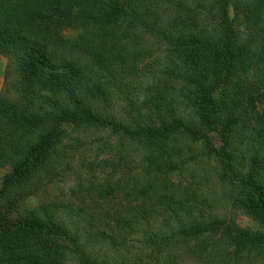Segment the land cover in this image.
Wrapping results in <instances>:
<instances>
[{"label": "trees", "instance_id": "1", "mask_svg": "<svg viewBox=\"0 0 264 264\" xmlns=\"http://www.w3.org/2000/svg\"><path fill=\"white\" fill-rule=\"evenodd\" d=\"M0 55L7 87L14 75L0 92V264H108L110 251L125 262L143 229L157 264L264 257V0H0ZM92 129L109 137L87 143ZM204 158L261 231L211 216L183 178ZM73 171L75 203L46 200ZM26 199H43L31 220Z\"/></svg>", "mask_w": 264, "mask_h": 264}, {"label": "rangeland", "instance_id": "2", "mask_svg": "<svg viewBox=\"0 0 264 264\" xmlns=\"http://www.w3.org/2000/svg\"><path fill=\"white\" fill-rule=\"evenodd\" d=\"M231 17H234V13H231ZM64 36L68 39H80L84 37H89V35H86L83 31L75 30V29H65ZM155 44V43H154ZM153 44V45H154ZM155 48V54L160 55L162 54L165 56L164 52L166 50V47L159 48L158 45L154 46ZM63 55L69 60L78 62L79 64L86 66L88 64V57H86L82 52L77 51H69V50H63ZM153 54V55H155ZM164 61V59L162 60ZM155 62V59L152 61V64ZM7 66L8 61L5 57L0 55V92H5L8 94L9 92L13 91L12 89H9L12 87L11 82L14 81V75L13 77L9 78L7 87V81L5 80L6 74H7ZM149 74V73H148ZM153 74V73H152ZM152 74L149 76V78L152 76ZM8 88V91H5ZM136 91V90H134ZM126 96V95H124ZM138 95H131L132 98L135 99ZM125 102H121L119 100L112 102V109L115 116L118 120L126 121L125 113L127 112ZM258 111L260 114L264 115V98L263 101L258 106ZM81 135V134H80ZM109 137L108 131H101L98 129H92L86 132L82 135V138L87 143H96L99 142V140H102L105 142L107 138ZM214 141V143L218 146H220V142L217 140L216 136L211 135L210 139ZM86 146L89 148V154H87V157L89 159L95 158L94 149H91V144H86ZM93 147V146H92ZM210 159L204 158V160L201 161V163H198L196 166H191L189 170L183 174V178L188 180L189 182H195V184H199L201 188H203V192L207 194L209 204L212 206L211 216L219 217L221 219L227 220L229 222H236L240 227L242 228H248L254 231L262 230L260 225L254 221L251 217L243 214L240 211L233 209V201H234V193L233 189L234 186L231 183L223 184L219 182V171ZM198 173L194 177V172ZM10 172V168H0V186L2 183V179ZM84 175L92 176L93 173L90 171H84ZM75 172H71L67 175L65 179H62L61 181H56L53 183L49 190L47 191L46 195H43L46 200L53 201L60 208H64L65 204L67 203H75V199L71 197V191L74 188V184L76 181L74 180ZM182 178V179H183ZM264 179V175L262 177ZM195 179V180H194ZM173 181L176 180V178L172 179ZM78 200H82L78 198ZM43 201V199H26L24 202V205L19 206L18 211H23L24 214L27 215V219L31 220L33 219V216H38V208L39 204ZM22 208V209H21ZM65 209V208H64ZM63 210H60V212H63V215L65 216L67 212L65 213ZM20 211V212H21ZM157 222V221H156ZM154 222L155 226L158 227V224ZM146 237V231L143 229L140 231V233L132 239L131 243L127 246V253L129 257V260L122 262L118 256L123 254L121 251L120 255L114 254L115 252L110 251L109 256H104L103 253L101 254V262L107 261L108 264H157L158 262L155 259L156 254L153 251L152 248H149L144 245V238ZM147 238H150L147 235ZM113 254V255H112ZM118 257V258H117ZM258 264H264V257L258 261Z\"/></svg>", "mask_w": 264, "mask_h": 264}]
</instances>
